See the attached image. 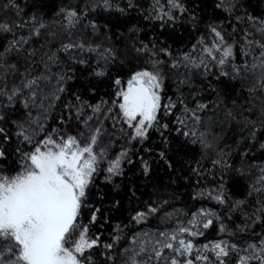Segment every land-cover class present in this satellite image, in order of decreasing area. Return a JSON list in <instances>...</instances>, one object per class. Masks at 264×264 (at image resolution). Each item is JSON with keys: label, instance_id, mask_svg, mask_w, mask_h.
I'll return each instance as SVG.
<instances>
[{"label": "snow or ice", "instance_id": "6c2138e0", "mask_svg": "<svg viewBox=\"0 0 264 264\" xmlns=\"http://www.w3.org/2000/svg\"><path fill=\"white\" fill-rule=\"evenodd\" d=\"M48 7L44 0H27L23 7L19 0L0 3V264H97V255L106 257L102 264H116L117 258L109 253L121 241L123 228L115 225L111 242L101 243L100 235H90L102 211L88 204L90 187L101 171L106 173V183L123 175L122 165L134 163L133 142L147 141L153 129L160 132L164 145L158 156L171 169L168 152L173 129L161 121L176 115L177 107L180 114L173 121L174 131L184 138V147L199 145L201 159L214 156L212 166L220 168L222 182L208 197L229 210L247 209L244 226L230 232L217 212L201 208L189 217L182 209H173L160 216L162 229L128 238L131 246L121 254L120 264H264V165H245L243 160L257 144L264 150V20L246 11L237 15L238 22L258 25L242 30L238 41L220 25L208 23L206 34L189 51L174 55L170 47L158 46V38L150 41L151 47L142 42L137 46L135 26L123 37L122 49L113 36L101 33L96 17L102 12L124 14L135 7L131 0L126 8L113 0H61L51 13ZM216 8L234 14L244 5L242 0H218ZM187 13L183 0H154L144 19L158 21L164 30ZM190 20L198 23L194 13ZM130 53L146 59L132 71L126 87L119 76L113 80L116 91L111 107L106 100L91 104L80 94L69 93L71 99L59 116L61 127L47 129L49 113L67 92L65 84L74 78L75 66H83L91 77L103 78L111 64ZM169 75L175 79L176 99L168 97L165 103L162 97ZM212 77L218 84L221 78L233 82L230 107L211 83ZM206 80L209 83L204 85ZM205 93H214L215 101H206ZM108 119L113 132L104 126ZM115 131L128 146L112 155ZM240 147L245 150L239 153L241 165L235 172L251 182L244 199L229 203L223 174L232 168L229 159ZM145 151L152 154L151 148ZM14 156L18 159L9 164ZM140 167L146 178L151 175L149 161L142 156ZM201 171L198 161L192 172L199 176ZM153 195L157 198L134 211L130 223L142 225L159 216L175 199L174 193L159 188ZM204 195L198 192L193 199ZM119 204L117 200L114 207ZM86 207L91 215L83 223L81 213ZM215 224L218 233L229 238L197 245L195 238ZM257 227L262 230L256 232ZM238 233L247 236L233 240Z\"/></svg>", "mask_w": 264, "mask_h": 264}, {"label": "trees", "instance_id": "16d2710c", "mask_svg": "<svg viewBox=\"0 0 264 264\" xmlns=\"http://www.w3.org/2000/svg\"><path fill=\"white\" fill-rule=\"evenodd\" d=\"M3 0H0L2 3ZM23 7L27 0H19ZM49 5L47 11L54 12L60 5L61 0H44ZM67 3V0H64ZM76 3L77 0H72ZM129 0H113L115 5L126 8ZM135 5L132 9H127L126 13L122 14L118 11L111 13L102 12L97 17V23L101 25V33H107L109 36H113L116 43V47L123 48V37L128 36L129 29L135 26L136 32L134 38L137 40V46L140 42L149 44L150 41L159 39L160 44L158 46H168L173 51L174 55L181 51H189L192 45L197 40L204 36L206 25L208 23H215L220 25L228 35L232 36L234 40L241 39L242 30L246 28H254L258 25H249L247 22H238L236 20L237 15H242L243 11L248 14L258 17L260 20H264V0H242L244 9L237 11L234 14H229L222 9L216 8L218 0H183L188 13L185 14L178 23L170 25L168 28L161 30L158 21L145 20L144 16L148 15L152 10L154 0H131ZM163 2V0H162ZM236 2V0H232ZM195 14L198 23L193 24L190 20L191 14ZM107 25L108 27H103ZM235 29V31H234ZM161 31L164 35H161ZM172 33V35H168ZM123 34V36H121ZM103 39V36H101ZM100 42V41H97ZM230 43L232 40L229 41ZM235 59L240 60L239 48L236 50ZM146 57H136L135 53H130L127 58L121 56L118 61L109 66L108 75L103 78H95L89 75L88 71H82L83 66H75L76 72L74 78L66 82L65 87L67 92L62 94L61 100L57 102L56 106L50 111L49 119L46 127L50 131L52 127H61L59 124V116L63 112L64 103L71 99L69 93L80 94L83 99L88 100L89 103L95 104L101 99H109L115 91L113 80L119 76L122 81L128 79L138 66L144 64ZM161 59H167L161 57ZM167 72L168 69H165ZM222 83H217L215 77L211 78V83L216 85L223 93V98L227 102L228 106H231L232 96L229 95V89L233 82L227 81L224 78ZM209 81H204V85H207ZM201 85L198 84V87ZM94 88L95 94L93 95L92 89ZM187 95V89H184ZM176 84L175 79L169 75L165 80V89L163 93V102H167L168 97L176 99ZM206 101L214 102V93L204 94ZM174 112L176 115L180 114V108L177 107ZM67 115V113H64ZM90 115V110L87 111ZM210 113H206L208 115ZM176 115L164 117L162 123H168L173 132L170 135L171 150L168 152L170 162L173 167L169 169L165 163L160 160L158 152L164 146L160 139V132L156 129L151 130L149 139L142 144L139 142L133 143L131 146V156L134 161L133 164H123V175L113 177L111 183H106L103 176H99L95 179L93 185L89 190L88 204L92 208H101V214L99 222L91 225L90 235H100L101 243L111 242V236L113 234V228L119 224L123 228L121 232L122 239L116 245V249L109 253V255L115 256L116 264H120L121 254L127 248H129V237L133 233L152 232L157 229H162L160 216L164 212H170L173 209H182L189 217L192 212L197 209H208L217 212L221 215L224 225L230 232H235L237 228L244 226V212L247 209L240 208L236 210H229L226 206L219 205L214 199H210L207 195L212 189L218 188L221 184V171L220 168L212 166V159L214 156L201 159V149L199 145H189L184 147V138L178 136L174 129L176 125L173 121L176 119ZM165 135H169L165 133ZM42 138V137H38ZM264 139V137H261ZM230 143V141H225ZM236 150L237 146L232 145ZM152 149V154L149 155L145 149ZM179 149V150H177ZM25 150H28V146H25ZM245 147H240L236 154L229 159V164L232 168L227 170L223 174L224 191L230 198L229 203H233L237 200L244 199L248 192V185L251 182L248 179H243L238 176L235 169L241 165L240 152H243ZM149 161L151 166V175L145 177L140 167V157ZM17 157H10L9 164ZM245 165H250L255 162L258 165H264V150L259 148V144L256 147L251 148L248 151V155L243 157ZM199 161V167L202 169L201 174L197 176L192 172V168L197 167ZM18 168V164L14 166V170ZM257 173L259 169L255 170ZM239 179V183H235ZM157 188L160 191H166L167 193H174L175 199L171 200L170 205H166L164 210L159 216L150 217L142 225H135L130 223L131 216L136 210H140L144 203L151 200H155L157 197L153 193L157 192ZM135 189V195H132V191ZM204 192L205 195L198 199H193L198 192ZM120 201L119 207H114L116 201ZM91 215L90 208L86 207L82 210L81 220L83 223L89 222ZM171 223V222H170ZM127 225L128 227H124ZM218 224H215L212 228L205 231V235L195 238L197 245H202L208 241H215L218 239H228L226 234L218 233ZM262 227H257L256 232H260ZM247 234L238 233L236 237L232 239H239L246 237ZM102 251V250H101ZM195 254V253H194ZM97 264H102L105 261V256H95ZM108 264H112L108 261Z\"/></svg>", "mask_w": 264, "mask_h": 264}, {"label": "rangeland", "instance_id": "374dc122", "mask_svg": "<svg viewBox=\"0 0 264 264\" xmlns=\"http://www.w3.org/2000/svg\"><path fill=\"white\" fill-rule=\"evenodd\" d=\"M126 81H127V79L124 81L125 83L121 85L122 87H126ZM115 91H116V89H115ZM115 91H114V94H113L109 99L106 100V101L109 102V104H108L109 107H111V101H112V99L115 98ZM90 115H91V114H90ZM100 119H101V120H104V117H100ZM112 123H113V122H112L111 119H108V120L105 121L104 126H105V128H106L109 132H113V129H112ZM133 143H135V142H133ZM113 144H114V151L111 153L112 155H114V153H115L116 151H119L120 148H121L122 146H128V145H126V143H125V141L123 140V138L120 137V133H119V131H115V132L113 133ZM101 167H102V168H103V167H106V165H102ZM105 175H106V173H104L103 171H101V172H99V173L97 174L96 178L99 177V176H103L104 179H105Z\"/></svg>", "mask_w": 264, "mask_h": 264}]
</instances>
